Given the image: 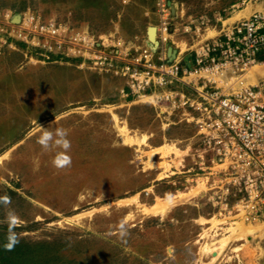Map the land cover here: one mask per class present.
<instances>
[{
	"label": "rangeland",
	"instance_id": "1",
	"mask_svg": "<svg viewBox=\"0 0 264 264\" xmlns=\"http://www.w3.org/2000/svg\"><path fill=\"white\" fill-rule=\"evenodd\" d=\"M263 11L264 0H0V196L12 201L0 204V264H264V217L250 225L223 210L199 114L134 95L94 58L147 46L168 25L190 66L223 25ZM26 13L59 33L33 46L9 30L5 44V15ZM38 125L68 130L70 169L53 166ZM9 210L20 220L11 251ZM242 227L256 230L244 238Z\"/></svg>",
	"mask_w": 264,
	"mask_h": 264
},
{
	"label": "built area",
	"instance_id": "2",
	"mask_svg": "<svg viewBox=\"0 0 264 264\" xmlns=\"http://www.w3.org/2000/svg\"><path fill=\"white\" fill-rule=\"evenodd\" d=\"M1 31L26 44L41 46L59 29L31 13L5 15ZM2 28V27H1ZM9 37L6 35L8 34ZM1 36V34H0ZM156 42L110 55L97 51L96 64L125 78L131 93L167 101L171 108L192 109L204 154L221 166L216 186L223 210L255 225L264 217V77L246 83L247 73L264 66V11L223 25L216 37L202 43L194 64L183 66L169 54L170 28H157ZM177 87L189 89L177 90ZM212 155V156H211ZM221 195H218L220 194ZM231 199V200H230Z\"/></svg>",
	"mask_w": 264,
	"mask_h": 264
},
{
	"label": "clouds",
	"instance_id": "3",
	"mask_svg": "<svg viewBox=\"0 0 264 264\" xmlns=\"http://www.w3.org/2000/svg\"><path fill=\"white\" fill-rule=\"evenodd\" d=\"M39 126V125H38ZM42 130L37 138V143L45 152L55 151L56 155L52 161L53 166L59 170L70 169L72 166V158L68 155L71 150V141L68 139L69 132L64 128H56L55 130H48L39 126ZM59 149V151H57ZM166 200L169 204L172 203L173 196L168 194ZM11 197L5 195L0 196V204L7 206L11 205ZM106 207L108 205H105ZM6 222L9 225V232L7 235L8 242L4 245L5 250L11 251L19 243V234L14 231L17 224L20 223L19 217L14 211L9 210L6 217ZM119 238L126 243V238L129 236L126 224L121 221L118 227ZM112 233H108L111 235Z\"/></svg>",
	"mask_w": 264,
	"mask_h": 264
},
{
	"label": "bare ground",
	"instance_id": "4",
	"mask_svg": "<svg viewBox=\"0 0 264 264\" xmlns=\"http://www.w3.org/2000/svg\"><path fill=\"white\" fill-rule=\"evenodd\" d=\"M251 9V8H250ZM243 11V10H242ZM249 11V10H248ZM239 13V12H238ZM262 77H264V66H255V67H253L251 70H250V72H249V74L246 76V78H245V81L244 82H246V83H251V84H254V83H257L258 82V80H260V78H262ZM124 130H126V128L124 129ZM128 133V132H127ZM129 134V133H128ZM123 137V136H122ZM134 138V137H133ZM136 139H140V138H136ZM129 140V139H128ZM138 141V140H137ZM131 142V141H130ZM127 144H129V143H127ZM132 144V143H131ZM138 144V143H137ZM161 147V146H160ZM170 148V147H169ZM162 149V148H161ZM159 150V149H158ZM173 150V149H172ZM160 151V150H159ZM163 151H165V150H163ZM158 152V151H157ZM167 152V151H166ZM169 152V151H168ZM181 152V151H180ZM174 153V152H173ZM167 154V153H166ZM180 154V153H179ZM168 155V154H167ZM181 156H182V154H181ZM197 188V187H196ZM196 190V189H195ZM200 193V192H199ZM186 194V193H185ZM195 194V193H194ZM198 194V193H197ZM183 195V194H182ZM188 195V194H187ZM178 196V195H177ZM186 197V196H185ZM184 197V198H185ZM178 199H180V198H178ZM160 200V199H159ZM162 200V199H161ZM188 200V199H187ZM181 201V200H180ZM161 202V201H160ZM159 202V203H160ZM165 202H167V201H165ZM184 202V201H183ZM176 203V202H175ZM174 203V204H175ZM178 203V202H177ZM176 203V204H177ZM166 204V203H165ZM164 205V204H163ZM172 206V205H171ZM154 207V205L152 206V208ZM152 208H151V210H152ZM157 209V208H156ZM150 210V211H151ZM161 211V210H160ZM170 211H171V209H170ZM158 213V212H157ZM154 214H155V211H154ZM165 216V215H164ZM212 220V219H211ZM215 220V219H214ZM218 222V221H217ZM238 224V223H237ZM259 224V223H258ZM258 224H256V225H258ZM234 226V225H233ZM238 226V225H237ZM235 227V226H234ZM248 227V226H247ZM252 227H257V228H261L262 226H252ZM263 228V227H262ZM254 229V228H253ZM236 230V229H235ZM255 230L256 229H254V230H250L249 228H243L242 227V231H243V233L241 232V233H239L240 235H238V236H242V237H244V236H246L247 234H253L254 232H255ZM259 231H260V229H258ZM263 233V232H262ZM230 235V234H229ZM233 236V235H232ZM249 236V235H248ZM256 236V235H255ZM261 236V235H260ZM234 238V237H233ZM244 238H246V237H244ZM226 239H227V237H226ZM236 239V238H235ZM232 241V240H231ZM220 243V242H219ZM249 243V242H248ZM228 244V243H227ZM238 248V247H237ZM236 248V249H237ZM238 249H240V248H238ZM242 250V249H241ZM214 251V250H213ZM217 253V252H216ZM212 254V253H211ZM214 255V254H213ZM220 258V257H219ZM218 258V259H219ZM215 260V259H214Z\"/></svg>",
	"mask_w": 264,
	"mask_h": 264
},
{
	"label": "water",
	"instance_id": "5",
	"mask_svg": "<svg viewBox=\"0 0 264 264\" xmlns=\"http://www.w3.org/2000/svg\"><path fill=\"white\" fill-rule=\"evenodd\" d=\"M149 42H151L152 44L154 45H158V42H156V36H157V28L156 27H153L150 29L149 31ZM169 54L172 56V57H176V52L173 50L172 47L169 48Z\"/></svg>",
	"mask_w": 264,
	"mask_h": 264
}]
</instances>
